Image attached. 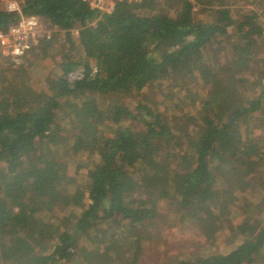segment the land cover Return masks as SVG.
Masks as SVG:
<instances>
[{
  "label": "trees",
  "instance_id": "16d2710c",
  "mask_svg": "<svg viewBox=\"0 0 264 264\" xmlns=\"http://www.w3.org/2000/svg\"><path fill=\"white\" fill-rule=\"evenodd\" d=\"M11 1L64 40L0 63V264H139L163 212L230 238L166 264H264V0Z\"/></svg>",
  "mask_w": 264,
  "mask_h": 264
},
{
  "label": "rangeland",
  "instance_id": "374dc122",
  "mask_svg": "<svg viewBox=\"0 0 264 264\" xmlns=\"http://www.w3.org/2000/svg\"><path fill=\"white\" fill-rule=\"evenodd\" d=\"M2 5L6 7V4L16 3L11 0H0ZM0 3V4H1ZM246 9H253L251 4L245 6ZM47 27V25H45ZM76 36L75 31L72 33ZM60 43L64 40V36H60ZM55 59L50 52L42 55L41 60L36 64L35 74H31L30 80L33 87L44 89L42 79L40 74L45 71L50 70ZM145 91V94H148ZM121 103L128 106L130 110H134L135 104L134 99L131 94L122 95L119 98ZM127 126H131L134 129H140L141 126L138 123H125ZM70 182L80 185L83 189L86 188L88 181L85 170H81L70 177ZM165 210L164 207H160ZM76 212H79L76 211ZM163 221L155 227L150 235L149 232L144 234V252L142 254L139 264H166L174 259H195L199 256L201 251H206L209 254H217L228 251L230 238L220 235H204L200 230L185 226L174 218H169L168 213L163 212ZM236 222L239 220L236 219Z\"/></svg>",
  "mask_w": 264,
  "mask_h": 264
},
{
  "label": "built area",
  "instance_id": "2783aa9c",
  "mask_svg": "<svg viewBox=\"0 0 264 264\" xmlns=\"http://www.w3.org/2000/svg\"><path fill=\"white\" fill-rule=\"evenodd\" d=\"M90 10L99 15L111 14L116 5L120 3H136L140 0H81ZM6 10L20 15L19 21L11 25L5 32L0 31V63L3 58H9L12 63L18 65L22 57L27 55L39 41H50L55 33L61 36L55 27H46L35 16H22L17 3H7ZM94 23V22H93ZM76 35L77 32L75 31Z\"/></svg>",
  "mask_w": 264,
  "mask_h": 264
}]
</instances>
